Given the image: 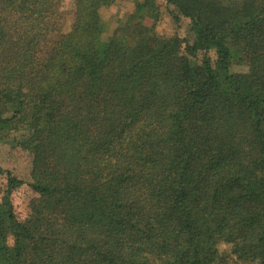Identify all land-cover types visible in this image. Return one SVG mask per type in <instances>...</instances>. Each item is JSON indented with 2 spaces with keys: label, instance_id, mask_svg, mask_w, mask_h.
<instances>
[{
  "label": "trees",
  "instance_id": "1",
  "mask_svg": "<svg viewBox=\"0 0 264 264\" xmlns=\"http://www.w3.org/2000/svg\"><path fill=\"white\" fill-rule=\"evenodd\" d=\"M69 1L0 0V264H264V0Z\"/></svg>",
  "mask_w": 264,
  "mask_h": 264
},
{
  "label": "rangeland",
  "instance_id": "2",
  "mask_svg": "<svg viewBox=\"0 0 264 264\" xmlns=\"http://www.w3.org/2000/svg\"><path fill=\"white\" fill-rule=\"evenodd\" d=\"M229 1V0H225ZM238 1V0H236ZM137 0H118L114 5L110 7H105L101 9L102 19L104 21V38H107L113 31L123 25L124 21L131 14L136 5ZM158 2L162 5L164 0H158ZM66 30H69L72 22H73V10L69 0H66ZM168 30H173L175 27L170 28L168 26ZM25 159L18 152H12L7 147L4 146L0 148V167L4 169V180L7 179L6 172L9 170L13 174L17 175L18 177H22L25 174L26 167H25ZM13 202L16 205V210L20 211L22 208L27 206L26 201L18 197L16 194H13ZM219 250L221 253L225 251L231 250V244L227 242H222L219 244Z\"/></svg>",
  "mask_w": 264,
  "mask_h": 264
}]
</instances>
